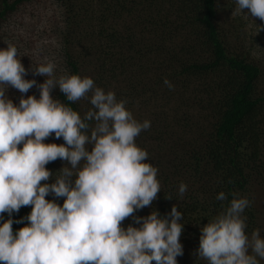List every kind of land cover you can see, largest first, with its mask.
<instances>
[{
    "label": "clouds",
    "instance_id": "clouds-1",
    "mask_svg": "<svg viewBox=\"0 0 264 264\" xmlns=\"http://www.w3.org/2000/svg\"><path fill=\"white\" fill-rule=\"evenodd\" d=\"M235 11L264 21V0H236ZM6 45L0 48V216L8 218L0 222V264H177L183 255L177 207L166 216L155 209L135 215L151 207L161 191L158 169L135 143L150 121L135 119L126 100L92 78L66 70L57 74L52 61L32 66L33 75L45 77L42 83L25 79L17 48ZM164 84L173 89L167 78ZM34 86L39 98L22 95L15 104L6 95L8 87L24 94ZM57 86L69 102L90 101L83 118L51 95ZM51 135L64 143H45ZM57 159L66 163L53 173L46 165ZM186 191L180 183L179 195ZM49 194L63 198L62 205L46 199ZM231 195L200 227L196 255L208 264H259L264 238L259 230L245 232L243 213L251 202ZM227 198L224 191L216 196L221 202ZM26 206H31L28 223L14 233L12 224L20 221L12 214ZM129 217L138 226L122 227Z\"/></svg>",
    "mask_w": 264,
    "mask_h": 264
},
{
    "label": "trees",
    "instance_id": "trees-1",
    "mask_svg": "<svg viewBox=\"0 0 264 264\" xmlns=\"http://www.w3.org/2000/svg\"><path fill=\"white\" fill-rule=\"evenodd\" d=\"M30 1L0 0L1 48L7 46L1 41L3 36L12 37L3 29L8 25L9 16ZM32 1L39 6L43 2ZM90 1L96 4L93 10H97V24L94 29L88 30V26H82L81 19H85L86 8H89L87 3ZM48 3L47 24L38 34L48 36L49 45L42 49L49 52L45 53L46 56L52 57L57 65V74L66 70L67 74L79 75L81 62H78L73 49L76 45L80 48L79 52L83 50V54L87 55L92 50H98L101 55L98 56L103 60L108 57V63L109 57L113 55L112 50L121 46L127 50L135 49L139 59L153 50L152 44L143 40L139 43L135 35L126 29L120 33L113 28H104L103 22L109 14L129 15L132 8L137 6L142 11L136 15V21L155 27L156 16L152 10L144 12L155 7L164 19L173 17L171 23L174 31H186V36L191 37L192 42L187 47L200 50L204 57L199 61H185L182 57L179 59V51L171 48L164 52L168 56L167 66L180 80L208 78L207 86L202 84L204 96L197 101L201 108L208 111L209 122L206 128L198 131H179L181 135L169 130L170 142L162 157L148 156L146 162L158 169L157 179L161 191L151 207L137 210L135 215L144 217L155 209L161 216H166L171 207L176 206L183 215V231L180 236V243L183 244L187 233L188 239L192 236L200 238V227L221 212L222 203L226 206L232 199L231 193L235 192L251 202L243 213L247 217L246 234L250 236L253 230H259L264 237V88L261 69L247 59L245 54L237 53L230 44L227 31L217 21L216 0H49ZM78 15H83L80 20ZM93 36L96 40L82 44L83 39L87 41ZM17 40H20L22 46L28 47L21 38ZM181 48L184 45H180ZM132 57L133 54L128 55L125 61L131 62ZM116 60L119 65L125 63L121 57ZM38 76L37 79L43 82L45 77ZM158 80L159 77H156L155 83ZM51 95L72 107L83 118L78 103L67 101L58 86L52 90ZM143 132H149L158 139L168 133L162 123L157 127L150 126ZM44 142L64 143L63 138L57 139L54 135ZM60 162L57 159L47 164L46 168L55 173V167ZM52 179L54 176L49 178L48 183ZM180 183L187 185V191L182 197L178 193ZM220 191L228 194L224 202L216 199ZM167 196L172 199H166ZM30 211L31 206H26L12 214L14 221H20L12 224L14 233L28 223L26 217ZM7 218V213L2 214L0 222ZM129 224L138 226L129 217L123 221L122 227L126 228Z\"/></svg>",
    "mask_w": 264,
    "mask_h": 264
},
{
    "label": "rangeland",
    "instance_id": "rangeland-1",
    "mask_svg": "<svg viewBox=\"0 0 264 264\" xmlns=\"http://www.w3.org/2000/svg\"><path fill=\"white\" fill-rule=\"evenodd\" d=\"M25 3L14 14H11L8 19V25L3 27L8 36H3L1 41L3 44L11 42L18 50L20 61L27 70L25 79H35L37 83L40 82L36 75H33L32 66L45 61H53L52 57L46 56L49 52H45L42 48H47L49 45L48 36L46 34L39 35L40 31L47 24V6L49 0H43L42 4L37 5L34 1ZM89 8H86L85 19L82 20V26H88V30L94 29L97 21L96 4L94 1L87 3ZM144 12H150L156 16V24L153 26H145L139 21H136V15L141 13V9L137 6L132 8V13L129 15L116 16L114 13L109 14L103 22L104 28H113L114 30L123 33L126 29L128 33H133L135 38L142 43H150L153 50L143 58L136 54L135 49L127 50L126 47H119L112 50L109 57H99L98 50H92L89 55L83 54V50L79 52V46L73 47L75 56L80 61L81 77L88 76L92 78L98 87L105 91L111 90L116 94L117 99H124L127 101L126 107L130 110L135 119L142 122L144 120L150 121L152 127H157L161 123L167 127V135L161 138H156L150 135L149 132L143 131L136 138L135 143L146 150L148 156L153 158H161L164 149L169 145L170 139L168 137L170 132H179L186 130H196L206 128L209 122V114L205 108L197 100L203 97L202 84L207 86L208 78H192L180 80L175 73L168 68L165 51L174 48L178 52L179 59L199 61L204 56L200 50L196 48H188L191 44V37L186 36V31H174L172 28L173 17L164 19L155 7ZM92 9V11H91ZM217 21L221 24L223 30H226L230 44L235 47L237 53L245 54V57L253 61L261 69L262 87L264 88V21L259 18H252L246 13H237L236 0H216ZM89 11V12H88ZM247 11V10H245ZM259 25L261 30H259ZM124 27V28H123ZM38 35V37L36 36ZM24 40L28 47L22 46L20 40ZM96 40V37L85 41L82 44L86 45L89 41ZM99 43V42H98ZM180 45L184 48L179 49ZM3 47V46H2ZM26 47V48H24ZM1 48V47H0ZM164 50V51H163ZM111 51V49H110ZM46 53V54H45ZM79 53L80 58H79ZM133 54L131 62H126L128 55ZM101 56V55H100ZM121 57L125 61L124 65L117 64L116 58ZM104 62V66L102 67ZM101 67L103 70H101ZM38 76V75H37ZM39 77V76H38ZM156 77L159 80L156 82ZM40 78V77H39ZM167 78L173 85V89L164 84V79ZM208 90V87H207ZM6 95L13 103L18 104L22 95H34L39 98V90L37 87L31 88L27 93H20L18 90L8 87ZM81 113L90 108V101L80 100L77 102ZM185 125L184 128H180ZM178 135H181L179 132ZM66 162H60L55 167V172L58 171ZM50 183H53L55 180ZM48 200H55L56 203H63V198H55L49 194ZM261 238H264L261 236ZM183 255L178 256L177 264H208L204 259L196 255V250L199 247V237L192 236L188 239V233L182 244ZM186 255V256H185ZM184 257L183 261H180ZM259 264H264V259L257 257ZM181 262V263H180ZM154 263V262H153ZM155 264V263H154Z\"/></svg>",
    "mask_w": 264,
    "mask_h": 264
}]
</instances>
